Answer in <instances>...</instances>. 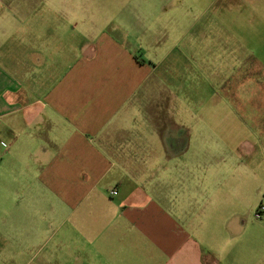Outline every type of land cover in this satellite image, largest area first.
<instances>
[{
    "label": "crops",
    "instance_id": "1",
    "mask_svg": "<svg viewBox=\"0 0 264 264\" xmlns=\"http://www.w3.org/2000/svg\"><path fill=\"white\" fill-rule=\"evenodd\" d=\"M203 1L0 0V264H264L251 20Z\"/></svg>",
    "mask_w": 264,
    "mask_h": 264
},
{
    "label": "rangeland",
    "instance_id": "2",
    "mask_svg": "<svg viewBox=\"0 0 264 264\" xmlns=\"http://www.w3.org/2000/svg\"><path fill=\"white\" fill-rule=\"evenodd\" d=\"M130 1V0H125ZM135 1V0H133ZM154 3H170L171 0H153ZM174 1V0H173ZM199 1V0H198ZM210 0H204L203 3ZM236 5L235 18L237 21L251 20L250 24V37H251V51L253 58L246 60L248 62L247 69L249 70V78L251 79L252 90L245 92L244 98L250 99L252 106L249 107V115L253 118L260 116L262 113L260 109L254 106V102L257 100H264V89L261 86L264 84V0H234ZM183 2L190 4L195 0H183ZM220 2H224L221 0ZM231 2V1H230ZM184 3V4H185ZM199 3V2H198ZM216 4L212 6L215 10ZM212 10V9H211ZM175 11H158L156 15H160L159 22L167 19L168 15H172ZM142 13V12H137ZM233 12L230 13V16ZM127 17V16H126ZM247 26V25H246ZM174 40L176 35L173 34ZM161 35L157 33L155 39H159ZM254 56H257L258 59ZM237 142V140L235 141ZM254 144L258 146V150L254 154L243 155L239 153L240 150L236 149V155L234 157L241 158L245 163L239 165L234 171H231L228 178L235 179H248L253 182V190L256 192V198L252 200L251 206L246 207L245 214L251 213L255 216L256 210L260 204L264 205V150H262V144L264 139L254 140ZM249 205V204H248ZM248 211V212H247ZM264 219V215L261 220Z\"/></svg>",
    "mask_w": 264,
    "mask_h": 264
},
{
    "label": "built area",
    "instance_id": "3",
    "mask_svg": "<svg viewBox=\"0 0 264 264\" xmlns=\"http://www.w3.org/2000/svg\"><path fill=\"white\" fill-rule=\"evenodd\" d=\"M111 194L112 195L117 194V190H115V189L112 190ZM256 215H257V217H262L264 215V205L263 204L260 205L259 212H256Z\"/></svg>",
    "mask_w": 264,
    "mask_h": 264
},
{
    "label": "trees",
    "instance_id": "4",
    "mask_svg": "<svg viewBox=\"0 0 264 264\" xmlns=\"http://www.w3.org/2000/svg\"><path fill=\"white\" fill-rule=\"evenodd\" d=\"M260 205H261V204H260ZM260 205H259V207H258V209H257V212H259Z\"/></svg>",
    "mask_w": 264,
    "mask_h": 264
}]
</instances>
